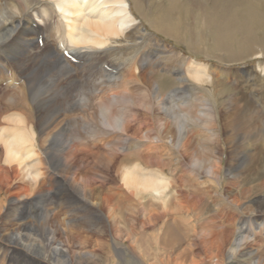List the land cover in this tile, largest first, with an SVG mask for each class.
Wrapping results in <instances>:
<instances>
[{
	"label": "bare ground",
	"instance_id": "1",
	"mask_svg": "<svg viewBox=\"0 0 264 264\" xmlns=\"http://www.w3.org/2000/svg\"><path fill=\"white\" fill-rule=\"evenodd\" d=\"M217 3L206 18L217 49L239 62L264 57L255 20L221 15L215 25ZM140 6L0 0V264H127L126 242L152 264H264V113L237 87L218 90L221 108L196 96L215 85L206 66L189 56L166 64L174 48L146 31ZM155 20L159 34L173 33ZM223 110L245 135L228 145L247 153L252 173L222 154Z\"/></svg>",
	"mask_w": 264,
	"mask_h": 264
},
{
	"label": "rangeland",
	"instance_id": "2",
	"mask_svg": "<svg viewBox=\"0 0 264 264\" xmlns=\"http://www.w3.org/2000/svg\"><path fill=\"white\" fill-rule=\"evenodd\" d=\"M136 1H137V10L139 4L141 6L139 11L134 9L135 15L136 17L143 16L147 19V23L144 22V28L146 29V31L152 33L155 37H158L159 40L163 41L167 45L173 46L174 48V54L168 55L169 57L166 60V64L170 65L172 68L179 67L180 66L179 61L183 60L186 56H189L190 58L193 57V59L202 62L206 66L205 69L206 71L203 70V74L205 78H212L215 85L214 86L211 84L204 85L205 88L203 90V94L198 93L196 96H202L203 98H206L209 101L212 99L213 101L216 102L217 108H221V104L218 102L222 101V99H218L217 96L218 90H224V89L229 90L231 87H237L238 90H242V93H245L251 96L252 98H254L256 100L255 102L256 105L260 108L261 112L263 111L264 113V71H262V68L264 67V57L247 59V60H245L244 57L243 59L244 61L239 62V60L242 59L228 57L227 54L224 55L223 51H219L217 49V42H216L217 36H215V31L217 27L216 26L214 27V25L212 26L214 20L210 19L209 20L210 23L206 22V18L213 15L211 14V11L213 10L215 1H218L217 9L218 8L219 9L217 11L218 16L216 15L217 19L216 17L214 18L216 20L215 25L217 24L219 16L221 15H230L231 18H234L233 15H235L236 19L238 18V20L240 19L241 21H245V20L249 21V19L255 20L256 23L253 22L254 25L253 32H256L254 34L259 40H264V25H263L264 0H136ZM251 2H254V4L251 5L250 7H247L246 5ZM221 8L223 10H221ZM231 12H233L232 15ZM235 12L237 13L235 14ZM261 12H263V14ZM243 13L246 15H242L240 17L239 14H243ZM158 18L159 19L163 18L165 21H169L170 23L174 24L175 29H171V32L173 33L166 32L169 37H165L159 34L163 31L161 30V28L158 27L152 28V26H156L154 20ZM238 20L235 21V23H237ZM243 34L244 32L243 33L237 32L236 37L241 38L243 37ZM235 41L236 42H234L233 40L231 41V43L234 45V47H238L237 46L238 41L237 40ZM126 49L127 48H123L122 50V52H124L123 55L125 56L122 58L124 62L126 57L128 56V52H127L128 50ZM7 56L11 58L9 54ZM164 56L167 57V55ZM7 85L8 84L6 83V80L1 81V86L3 88L7 87ZM77 97L80 98L79 95H77ZM216 98L217 100H215ZM69 100H70L69 102H71L72 99ZM0 104H1V99H0ZM224 111L225 110H223L222 113L223 115L221 114V118L220 119L218 118L219 119L218 127H217L218 131L216 130V134L219 136L218 138L221 140L220 147L224 148L222 154L225 153L224 158L228 159L231 165H234L233 167L234 172L243 170L244 173L247 172L252 173V170L256 164L253 165L248 163L247 161L248 157L246 156L247 153L240 152V150L237 151V149L236 150L233 149L232 144L228 145L227 139L245 138V135L241 134V136L240 135L237 136L235 133H232L227 128L228 125L226 123H227L228 115H226ZM73 129L74 128H72L71 126L68 128L71 134L67 133V135L69 136V140H65V142L67 141L72 142L74 140L75 136L72 134ZM260 134L261 133L254 132L253 136H260ZM204 135L207 136V134H202L200 136H204ZM194 137L196 138V134L194 135ZM248 140H247L248 144L250 145L253 139H248ZM79 144L80 142L76 141V145ZM227 146L229 147L227 148ZM261 146H262V150H264L263 143ZM102 149H103L102 146H99L95 150L102 151ZM226 155H228L229 158H227ZM80 156L86 157V153H83ZM261 159L263 158L259 156L257 159L258 164H260ZM228 188L229 189L226 190L225 193H228L229 191L233 193L236 192L234 190V187H228ZM212 192L214 195L215 190H212L211 193ZM59 195L61 196L58 190H53V194L52 196H50L51 203L53 206H56V209L59 208V205H56L60 201L58 197ZM208 200L211 204L213 203V200H211L210 198ZM226 201L227 200L225 199V201L223 202ZM36 205L37 202H33V204L30 206L31 208L29 207L27 214L28 216H32L35 213L34 211L36 210L35 209ZM212 206L213 208H215L214 203L212 204ZM227 207L225 208L231 209V212L239 217H248L249 215V212L241 211L235 206L229 205ZM59 209L61 210V208ZM217 209L218 208H216L215 210ZM37 210L39 211V209ZM217 213L220 215L223 214V212H220L218 210ZM222 221H220V224L221 226H224L225 223L224 221L223 222ZM113 231L114 228L111 227L109 233H112ZM257 237H261L260 232L259 234H257ZM259 243L260 240H257V244ZM139 247L140 246H137L135 242H126V248L128 250L127 254L128 255L131 254V256H129L128 258V263L152 264L150 257L147 254H145V252L142 251L141 248L139 249ZM153 249L154 251H156L158 250V247L155 245ZM132 254H135L133 258H132ZM135 257H139V258L142 257L141 258L142 262L141 261L138 262L137 260L138 258L136 259Z\"/></svg>",
	"mask_w": 264,
	"mask_h": 264
}]
</instances>
